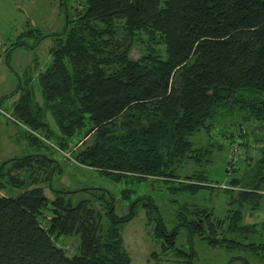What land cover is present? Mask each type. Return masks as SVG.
Returning a JSON list of instances; mask_svg holds the SVG:
<instances>
[{
  "label": "trees",
  "instance_id": "1",
  "mask_svg": "<svg viewBox=\"0 0 264 264\" xmlns=\"http://www.w3.org/2000/svg\"><path fill=\"white\" fill-rule=\"evenodd\" d=\"M75 9L62 31L41 35L56 40L52 61L40 73L45 105L34 102L29 84L14 104L31 143L48 146L53 139L52 146L73 162L125 182L120 199L131 198L136 181L161 183L160 189L179 197L205 192L203 198L212 199L220 186L196 163L213 162L223 136L238 148L240 138L229 131L235 122H250L253 131L264 124V0H84ZM141 31L165 44L164 55L150 46L138 59L129 56ZM49 110L60 131L47 120ZM227 119L233 125L222 130ZM201 132L209 142L197 145L192 136ZM89 134L92 142L79 147ZM191 161L194 169L183 173ZM64 171L63 160L46 152L2 163L0 189L25 190L0 194V264H131L123 226L142 205H153L146 210L148 237L159 239L163 251L188 255L179 264H215L197 263L195 250L177 246L182 226L214 246L235 247L240 238L256 236L244 246L264 256V222H246L243 210L244 202L255 208L264 194V157L230 181L242 188L221 187L239 202L226 227L238 239L218 232L222 218L214 216L213 205L192 206L189 197L180 198L171 226L151 195L136 197L127 212L118 213L109 187L53 186ZM82 189L91 195L76 200ZM74 235L79 242L69 254L67 241H58Z\"/></svg>",
  "mask_w": 264,
  "mask_h": 264
},
{
  "label": "rangeland",
  "instance_id": "2",
  "mask_svg": "<svg viewBox=\"0 0 264 264\" xmlns=\"http://www.w3.org/2000/svg\"><path fill=\"white\" fill-rule=\"evenodd\" d=\"M83 1L0 0V166L6 159L13 156H22L33 152H46L63 160L65 165L64 173L55 175L53 178V186L57 188L109 187L118 199V213L127 212L131 201L136 197L142 194L151 195L150 197H154L164 217H170L171 226L177 223L175 217L180 206V198L189 197V200L192 201V206L196 204L198 207L205 204L213 205L215 209L214 216L218 219L222 218L218 232L221 233V236L232 235L230 237H233L234 234L232 232L226 231L230 221L228 214L231 209L239 205V202L234 197H231L230 192H225L222 188L226 186L235 187L233 189L242 188V184L232 186L230 181L234 177L241 178L246 167H252L258 159L264 157V124L254 131L249 126L250 122L247 121H237L233 125L232 120L227 119L219 125L223 127L222 130L229 124L230 126L227 128L233 125L229 131L236 133V137L240 138V143L234 151L231 149L229 139L223 136L222 143L225 145L222 149L214 147L213 162L209 164L196 163L198 169L207 173L210 183L220 186V190L218 188V192L216 191L212 195V199H204V195L208 194L205 192H199L195 196L184 195L179 197V195L172 194L170 191H165L164 187L160 189L161 183H156L153 186L149 181L141 183L136 181V192L132 194L131 198L120 199V189L125 186V182H117L110 177L101 175L93 168L73 162L71 158L68 159L65 156L68 152L63 154L52 146L55 145V140L53 139L48 141L50 143L48 146L32 144L28 136L29 127L15 118L14 104L21 96L24 87L28 86V84L33 91L34 102L45 105L40 73L52 61L50 47L56 40L55 35H41L62 31L65 28L67 17H72L75 14V8L81 6ZM2 41L4 42L2 43ZM14 42L16 44L7 51V47ZM150 46H155L164 55L165 44L160 40L154 42L144 31H141L132 42L129 56L133 59H138L149 52ZM46 114L47 120L52 127L56 131H60L50 110ZM255 128L257 127L255 126ZM216 129L220 131L218 125ZM218 134L216 131L212 133L214 140H219ZM192 138L195 139L197 145H202L209 142L210 137L205 132H201L192 136ZM92 140L93 134H89L83 138V143L79 147L90 144ZM232 159L235 162L230 165L228 170L229 161ZM194 165L195 163L192 161L187 163L183 173L193 170ZM162 186H165V184H162ZM24 190L25 187L9 185L1 188L0 194L15 196ZM45 190L47 195L53 196V191L50 187L47 186ZM262 191L264 192V189ZM90 195L91 191L82 189L74 194V198L78 200ZM147 206L148 209L151 206L153 207V205ZM147 206H139V213L129 222H125L123 226V236L131 256V264H179L181 259L188 257L187 254H177L174 250L163 251L162 242L159 239L152 236L148 237V231L151 226L147 223ZM248 206L252 207L249 202H244L243 210L246 222H264V194L260 197L255 208ZM248 208H250V214L248 213ZM260 235L264 239L263 231L260 232ZM233 238L238 239L239 237L235 236ZM251 238L257 239L258 237L250 235L244 239L240 238L241 244L235 247L228 246L225 243L214 246L207 238H202L197 233H191L186 227L182 226L177 246L184 248L190 253L195 250L194 260L197 263L264 264V256L252 253L248 246H244V243L250 241ZM63 242H66L68 253L72 254L71 249H76L79 236H62L58 243L62 244Z\"/></svg>",
  "mask_w": 264,
  "mask_h": 264
},
{
  "label": "built area",
  "instance_id": "3",
  "mask_svg": "<svg viewBox=\"0 0 264 264\" xmlns=\"http://www.w3.org/2000/svg\"><path fill=\"white\" fill-rule=\"evenodd\" d=\"M4 41H2V43H3Z\"/></svg>",
  "mask_w": 264,
  "mask_h": 264
}]
</instances>
